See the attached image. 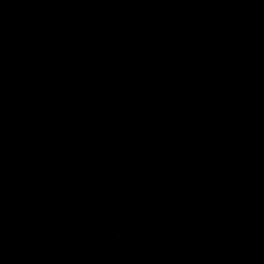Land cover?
I'll use <instances>...</instances> for the list:
<instances>
[{"label":"water","instance_id":"obj_1","mask_svg":"<svg viewBox=\"0 0 264 264\" xmlns=\"http://www.w3.org/2000/svg\"><path fill=\"white\" fill-rule=\"evenodd\" d=\"M0 264H264V0H0Z\"/></svg>","mask_w":264,"mask_h":264}]
</instances>
